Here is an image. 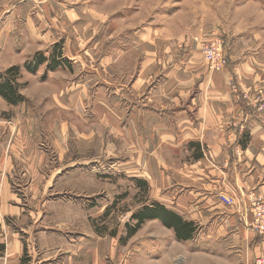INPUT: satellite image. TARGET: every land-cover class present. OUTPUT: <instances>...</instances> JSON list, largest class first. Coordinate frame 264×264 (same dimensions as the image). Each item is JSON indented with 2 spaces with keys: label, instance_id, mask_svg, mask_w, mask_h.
<instances>
[{
  "label": "crops",
  "instance_id": "crops-1",
  "mask_svg": "<svg viewBox=\"0 0 264 264\" xmlns=\"http://www.w3.org/2000/svg\"><path fill=\"white\" fill-rule=\"evenodd\" d=\"M31 1L0 0L1 58L13 60L15 56H21L25 60L36 51L48 49L61 39V35L73 37L72 34L79 33L75 27L72 31L64 27L66 21L61 19L65 16L71 21L76 7H72L70 12H63L60 4H56L58 2ZM88 22L83 20V27ZM68 24L75 25L72 21ZM66 36L63 42L67 40ZM69 50L63 51L62 57L68 60V65H73L70 66L71 71L65 72L59 67L46 76L43 73L41 77L38 76L39 72H27L30 77L35 76L37 83H33L34 90H47L39 96L43 98L29 97L21 92L26 100L31 101L33 108H26L25 102L10 104L0 97V264H22L20 257L24 249L21 235L31 232L36 236L35 245L38 247L41 243L37 241L38 235L58 232L45 220L48 214L45 216L44 212V189L59 187L61 179L66 177L62 172L85 164V160L76 162L78 158L74 157L67 138H79V148L83 151L92 140V133L86 130L77 133L75 128L89 120L96 121L100 126L110 124L116 136H127L134 141L128 149L131 152L128 154L126 171L138 175L135 177H141L140 172L143 170H147L150 175L157 157L160 166L157 169L162 173L157 176L148 175L150 196L197 227L191 238L178 240L173 229L164 226L159 220H146L137 229L141 236L132 243V255L123 259L122 264H134L136 258L144 253L150 259L153 258L155 264H254L256 257L264 255V235H259L250 227L251 213L244 195L253 189L264 197V112L260 117L249 118V147L242 148V154L238 155V161L243 163L244 169L239 166L233 175V161L229 158V166L223 165L227 161V152L221 147L222 141L217 142L228 133L220 123L230 114L239 117L240 112L236 96L228 90L225 75L221 72L205 74L202 84H205L207 91L201 86V95L184 100L188 65L186 61L183 65L180 62L167 70V79H164L161 86L149 89L143 100L142 94H145L147 84L158 69L155 62H159L154 56L148 59L145 57L130 85L131 97L136 101L133 103L125 93L120 95L117 92L114 96L108 93L102 84H98L100 75L86 68L82 54ZM102 68L106 71L105 66ZM102 68H95V71L102 73ZM238 73L237 83L241 88L264 86V66L257 71L254 69L252 74H246L244 65ZM79 74L83 75L77 79ZM177 89L178 100L174 98V101H170L171 93ZM92 97L93 109H89V115L86 116V100ZM147 103L158 106L160 113L140 107ZM40 107L45 108L41 113ZM8 111L11 112L5 113ZM45 128L51 132V135L48 133L52 145L50 151L41 147V136ZM83 141L86 143L83 144ZM140 143L146 145V152L140 151ZM182 145L200 147L202 154L198 159L203 157L202 147L211 148L209 153L222 164L210 169L215 178H211L209 167L204 168L197 162L189 165L185 163L182 168L167 166L161 157L168 152L163 151L159 155L160 151L165 149L169 150L168 154L172 151L178 154L182 152ZM51 155L54 156L53 160H50ZM95 159L100 160V157L95 155L88 160ZM120 164L124 170L125 163ZM172 171L178 172V176H173ZM231 179L235 181H229ZM58 191L56 194L60 195ZM222 192L235 195L238 204H224L218 198ZM37 202L42 204L37 205ZM81 210L79 217L90 222L100 214L102 207L93 205ZM49 218L53 220L55 215H49ZM89 233H94L91 226ZM84 235L90 238L89 234ZM166 238H173L176 244L169 246Z\"/></svg>",
  "mask_w": 264,
  "mask_h": 264
},
{
  "label": "rangeland",
  "instance_id": "rangeland-1",
  "mask_svg": "<svg viewBox=\"0 0 264 264\" xmlns=\"http://www.w3.org/2000/svg\"><path fill=\"white\" fill-rule=\"evenodd\" d=\"M47 2H58L56 4H60L63 12L65 10L70 12L72 7H76L77 10L72 13L74 17L71 16V21L75 25L68 24L71 21L65 16L61 19L64 18L66 21L64 27H68L71 31L75 27L79 33L72 34L73 37L61 35V39L57 42L61 43L62 54L63 51H70L69 49H72L75 54H82L86 68L100 75L98 84H102L108 93H113V96L117 95V92L120 95L125 93L124 95L131 102H136L131 97L130 85L141 69L140 63L145 57L148 59L154 56L159 62H155L158 69L147 84L145 94H142L143 100L146 99L149 89L156 85L161 86L164 79H167V70L179 65L180 62L183 65L186 61L188 65L184 100L201 95V86L202 89L205 86L202 84L205 74L207 76L221 72L225 75L228 90L236 96L240 112L239 117L230 114L224 122L220 123V126H223L228 133H225L224 137L217 142L221 140V147L227 152V161L223 162V165L229 166L228 160L231 158L233 175H235L234 170L239 166L240 169H244L243 163L238 160L242 154V148L249 147V118L260 117L264 112V86L250 85L241 88L237 83V77L239 68L244 65L246 74H252L254 69L257 71L264 66V0H46ZM83 20H89L85 27H83ZM64 36L67 39L65 42H63ZM219 41L222 45L221 55H223L224 63L213 67L212 62L209 61L211 56L206 51L218 50ZM54 44L44 51L46 57H50ZM211 47L213 48L210 49ZM33 54L25 60L21 56H15L13 60L0 57V73L12 66L10 63L20 67L19 93L24 100L14 105L25 102L24 106L29 109L33 106L30 100H26L23 92L33 98H38L47 92L45 88L34 90L37 83L34 80L35 76L30 77L28 71L24 69L25 62H28ZM7 55L9 56L8 53ZM250 62L252 64H249ZM70 66L73 65L60 67L68 72ZM103 66L106 71L103 70ZM95 68H102V73L95 71ZM52 70H48L45 63L39 65L36 72H39L38 76L41 77L43 73L46 76ZM82 75L79 74L77 79ZM204 91L207 90L204 88ZM173 92L169 100L174 101L176 98L175 101H177L179 90ZM93 100V97L86 100L87 106L84 109L86 116L89 115V109H93ZM138 104L140 105V102ZM140 107L151 108L160 113L158 106L150 103ZM43 109L45 108L40 107L39 113ZM127 109L129 110L130 107ZM24 113L27 114V111L25 110ZM75 129L77 133L85 132L84 130L92 133V140L83 151L79 148L81 143L79 138L71 136L67 138V142L73 148L74 157L78 158L76 162L85 160V164L76 165L69 171L62 172L61 174H66V177L61 179L59 187L54 186L50 189L45 187L43 204L45 216L48 214L45 220L58 232L38 235L37 241H41L38 247L35 245L36 236L31 232L28 235H21L20 239L27 255H23V250L20 259L22 261L23 258L26 264H122L123 259L132 255V243L135 242V238L141 236L137 230V235L131 239L126 237L127 230L136 223L132 215L143 206L157 202L149 193L151 186H149L148 171H141V177H135L138 175L126 171L128 154L131 152L128 149L134 142L130 137L120 138L113 133L112 125L100 126L96 121L90 120L86 124L77 125ZM100 132L102 135H99ZM48 133L45 128L41 136V147L45 150H51L52 147ZM141 135L140 131L139 137ZM176 142L179 144V141L176 140ZM84 143L86 141H83ZM139 148L141 152H146L145 144L140 143ZM209 149L211 148L202 147L201 159H198V156L202 154L201 148L192 145H182V152L178 154L174 151L168 154L169 150L164 149L159 155L163 151L168 152L163 153L161 158L167 166L173 168H182L185 163L188 165L194 162L201 163L204 168L209 167L211 178H215L210 169L222 164L209 153ZM95 155L99 156L100 160H88L93 159ZM49 157L50 160L54 159L52 155ZM121 162L125 163L124 170ZM158 167L160 168L156 157L153 172L149 176L161 174ZM172 174L178 176V172L172 171ZM172 181L175 180L172 179ZM57 189L60 195L56 194ZM222 193L218 194V198L225 195L234 199L232 206L238 204L235 195ZM244 195L251 213V220H253L251 208L254 209L253 205L256 201H264V197L253 189L246 191ZM38 201H40L39 197ZM41 204L37 202V205ZM93 205H101L100 214L90 222L86 219L83 221L79 217L81 209H87ZM70 212L73 214L70 215ZM49 215H55V218L52 220ZM89 225L94 233H89ZM84 234H89L90 238ZM165 241L171 247L176 244L173 238H166ZM90 248L92 250H89ZM0 253H2L1 249ZM24 262L22 261V264H25ZM134 264H155V262L144 253L140 255V258H136Z\"/></svg>",
  "mask_w": 264,
  "mask_h": 264
},
{
  "label": "trees",
  "instance_id": "trees-1",
  "mask_svg": "<svg viewBox=\"0 0 264 264\" xmlns=\"http://www.w3.org/2000/svg\"><path fill=\"white\" fill-rule=\"evenodd\" d=\"M30 60L24 64V69L30 73H35L39 65L45 63L48 70L68 65V60L62 57L60 42L54 44L50 57H46L44 51H36ZM20 71L19 66L12 65L4 72L0 73V97L11 104L24 100V97L19 93V87L21 86V84L18 83ZM132 217L136 219V223L127 230V238L131 237L137 231L142 222L149 219H157L164 226L173 229L174 235L178 240L191 238L197 229L192 221L183 219L179 214L158 202H152L143 206L138 212L134 213ZM23 255H27L26 250H24ZM22 261L24 262L23 258Z\"/></svg>",
  "mask_w": 264,
  "mask_h": 264
},
{
  "label": "built area",
  "instance_id": "built-area-1",
  "mask_svg": "<svg viewBox=\"0 0 264 264\" xmlns=\"http://www.w3.org/2000/svg\"><path fill=\"white\" fill-rule=\"evenodd\" d=\"M219 46L218 50H208L206 51L207 54H210V59L209 61L212 62L213 67L214 66H220L221 64L224 63V58L222 54V45L221 41H219ZM214 47V46H213ZM211 47L210 49H212ZM220 200L226 204V205H233L234 204V199L231 197L221 195ZM254 209L251 211L253 213V220L250 221V227L256 231L259 235H264V201H256L253 205ZM254 264H264V255L263 257H256L254 260Z\"/></svg>",
  "mask_w": 264,
  "mask_h": 264
}]
</instances>
